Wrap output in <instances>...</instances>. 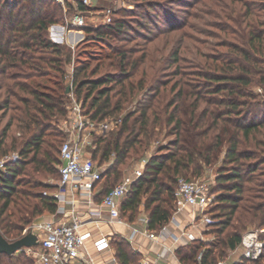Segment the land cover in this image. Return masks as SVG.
<instances>
[{"label":"trees","instance_id":"1","mask_svg":"<svg viewBox=\"0 0 264 264\" xmlns=\"http://www.w3.org/2000/svg\"><path fill=\"white\" fill-rule=\"evenodd\" d=\"M234 1L238 7L219 14L235 24L240 21L242 27L220 28L223 36L206 46L193 36L188 37L192 44L184 43L186 35L179 34L166 57L157 58L159 49L135 50L124 42L131 31L147 37L141 31L144 23L133 18L147 17L138 10L153 9L158 2L138 0L127 14L133 20L121 15L85 27V47L75 56L48 36L49 25L62 19L55 0H0V156L11 151L20 156L0 169V232L8 241L24 235L38 216L57 209L56 198L45 190L58 188L57 183L37 175L54 172L60 162L65 134L54 123L66 116L70 91L90 120L115 121L109 131L92 134L87 147L99 166L107 164L98 181L99 199L121 179V165L145 157L143 152L161 131L173 136L147 157L143 173L121 200L120 213L130 222L142 211L148 216L147 227L159 229L174 212L178 178L199 176L204 166L220 158L215 211L206 210V228L217 239L179 246L175 254L180 262L195 264L201 252V264H216L239 244L250 225L264 226V115L255 119L264 99L251 90L255 81L264 83V0ZM76 8L85 11L88 6L76 0ZM208 14L219 18L203 9V16ZM112 36L123 43L112 45ZM91 44L107 47L114 55L108 70L102 71L103 60L95 59ZM181 60L193 71L181 72ZM69 64L71 88L66 92ZM259 236L264 240L263 232ZM111 244L119 264H141L126 239ZM0 264H33V259L23 251L0 253Z\"/></svg>","mask_w":264,"mask_h":264},{"label":"built area","instance_id":"2","mask_svg":"<svg viewBox=\"0 0 264 264\" xmlns=\"http://www.w3.org/2000/svg\"><path fill=\"white\" fill-rule=\"evenodd\" d=\"M107 21H110L109 17ZM71 22L77 26L84 24L83 18L79 14H75ZM70 112L69 123L67 121L64 123V128L69 132V136L61 143L59 150L60 162L57 165L59 177L56 181L58 188L50 193L57 200V209L49 219L31 224L28 231L37 236V244L20 250L33 259V264H76L78 260L90 261L91 257L85 251L90 231L83 228L88 220L105 217L104 219L110 225L129 226L131 233L128 236V242L135 252L139 251V245L136 243L138 234L144 235L151 241L163 243L166 238H169L176 245L185 244L186 242L181 240L183 235L186 236L185 231L176 234L170 231L168 226L169 224H178L176 214L187 206L192 209L190 225H195L194 223L198 222V219L205 225L209 222L206 210L214 201V195L209 185L199 179L185 177L178 178L173 191L174 212L169 221L159 229L152 230L147 227L148 216L143 212L137 217L136 222H130L121 215V200L127 194L133 181L143 173L147 157L137 160L133 168L125 173L97 204L94 203L92 190L101 179L102 167L92 159L87 147L91 145L92 134H103L109 131L115 126V121L95 122L90 120L82 113L80 104L75 100ZM18 160H20L18 152H7L0 156V169H3L6 164ZM67 191L70 194L84 193L88 196V205L84 211L87 219L83 217V213L74 210L73 207L69 210L66 209V203L73 204V201L66 196ZM132 223H134L133 226ZM262 230L263 228L260 229V231ZM193 237L191 239H195ZM93 244L97 251L110 254L109 260L118 264L108 235H102L94 240ZM161 248L168 249L169 247L162 244ZM236 248L240 249L238 261H259L258 264H264V260H261L264 240L260 238L257 230H246ZM164 255L162 251H159L155 258L151 260L143 258L140 263L161 264L159 259L164 258ZM235 262L227 263V260H220L216 264H233ZM195 264H201V252L197 254Z\"/></svg>","mask_w":264,"mask_h":264},{"label":"rangeland","instance_id":"3","mask_svg":"<svg viewBox=\"0 0 264 264\" xmlns=\"http://www.w3.org/2000/svg\"><path fill=\"white\" fill-rule=\"evenodd\" d=\"M62 7V19L57 23H53L48 27V36L51 40L64 43L68 48L72 50V54L76 56V54L80 53V51L85 47L81 44L82 40L85 38V27H98L103 23H107V18L110 19L113 17L124 15L127 20H139L141 19V23H144V27L141 31L147 34L146 38H142L134 31H131L129 37H127L128 41L124 42L126 47H132L137 49H150L156 51L155 55L159 58L161 55H166L169 52L170 47H173L176 40L178 39L179 34H185L186 39L184 43L192 44L193 40L190 37H195L203 42L204 46L208 45V43H214L223 36V31L220 28L228 29L229 28H236L238 29L240 26L242 27V23L239 21V24H235L232 21L228 20V18H224L220 16L219 13L229 11V7L236 6L239 4L238 1H231V0H152L154 2L160 3L157 7L155 6L153 9H145L138 10V12H142L145 16L147 13V17H143L140 15H136L133 19H128L127 16L128 11L135 9V5L138 0H82V2L88 6V9L85 11H80L76 8V0H62L58 1ZM142 1V0H140ZM145 1V0H143ZM71 4V8L67 6ZM206 6V7H205ZM209 9L213 11L219 18L212 14L204 15L203 16V9ZM75 14H79L82 16L84 24L83 25H73L72 18ZM203 17L198 18L195 16ZM132 27H136L137 23L133 22ZM175 26V30H171V26ZM230 30V29H229ZM61 32V33H60ZM82 33V34H81ZM222 35V36H221ZM112 45H117V43H123V41H117L113 36L108 38ZM107 40V41H108ZM109 43V42H108ZM89 51H93L92 53L95 54V59L103 60V70H108L106 65L110 59L114 57L112 52L107 47H100L98 44H91ZM163 49V50H162ZM101 51V52H97ZM140 52H136L135 55H138ZM182 54V53H181ZM101 56V58L99 57ZM183 57V55H181ZM185 57V56H184ZM80 59H84V56H81ZM98 60H93L92 63H95ZM72 64V63H71ZM69 64L66 66V77H65V85L66 87L69 86V90L71 88V72H72V65ZM180 71H193L189 65H187L186 61H179ZM175 67L173 65L169 69L172 72V69ZM169 69L167 71H169ZM191 69V70H190ZM192 73V72H191ZM179 75V74H178ZM185 76H189L188 74ZM193 76V74H192ZM175 78L173 79H176ZM251 90L253 93L257 94L258 98L264 99V83L254 82L251 85ZM67 99H65L67 104V114L65 117L59 118L54 124L57 129L61 130L64 134V140L68 138L69 132L66 131L64 128V123L67 121L69 123L70 116H71V106L72 103L77 101L74 97V94L70 91L67 93ZM80 103V101H77ZM260 110L256 115L255 119H260L264 115V102L261 101ZM132 105H129L127 109L131 108ZM172 135H170L167 131L163 130L161 133L152 141L148 149L143 152V156L149 157L150 154H154L157 150L161 147H164L168 144L170 139H172ZM220 157H222L220 155ZM137 157L128 160L125 164L121 165V174L122 177L125 173L130 171L135 162ZM103 164L102 167H106ZM220 165V158L215 164L204 166L202 172L199 176H192L187 175L189 178L199 179L205 183H207L210 187V190L215 195L214 191H216V182L215 178L218 172V168ZM39 179H44L47 183H54L58 179V168L57 164L55 165V171L52 173L44 174V175H37ZM111 184V182L109 183ZM46 191L52 193L54 192L53 188H46ZM208 209L214 210V201L212 204L208 206ZM207 209V210H208ZM37 218L34 219L36 221ZM33 221V222H34ZM32 222V223H33ZM198 224H202L201 220L198 219ZM203 225V224H202ZM31 224L26 228V232H28L29 227ZM260 231V229H262ZM247 230H257L259 235L263 232L264 234V226H258L257 224L250 225ZM113 238V240H119L117 236ZM205 239L204 242H211L216 241L217 236L210 232L209 228L205 230ZM17 252H20L17 251ZM230 253V250H227L226 257L222 260H225ZM26 255V254H25ZM27 256V255H26ZM233 259L227 260V263H231Z\"/></svg>","mask_w":264,"mask_h":264},{"label":"crops","instance_id":"4","mask_svg":"<svg viewBox=\"0 0 264 264\" xmlns=\"http://www.w3.org/2000/svg\"><path fill=\"white\" fill-rule=\"evenodd\" d=\"M82 34V33H81ZM57 189V188H56ZM54 189V191L56 190ZM102 191V185L101 183H97L93 190H92V196H93V201L94 203H98L101 199L100 194ZM66 196L68 199L72 200L73 204L66 203V209L69 210L73 207L74 210L80 211L83 213V217L87 219L86 214H84V211L87 208L88 205V196L84 193H75V194H70L69 191L66 192ZM191 212L192 209L190 206H187L180 210L177 214V221L178 224H169L168 228L170 231L180 234L181 231H185L186 236H182L181 240L185 241L186 243L184 244H175L171 239L166 238V240L161 243L160 241H151L147 239L144 235L138 234L136 238V243L139 245V248L137 251L140 255V261L145 258V259H153L157 256L159 251H162V254L164 255V258L159 259V262L161 264H184L180 262V260L177 258L175 251L179 246L187 245L188 243L194 241V240H206L205 239V230H206V225L205 224H198L199 222L194 223L195 225H190V219H191ZM54 213V212H53ZM53 213H44L40 216L37 217L35 222L49 219ZM141 212H139L138 216L140 215ZM60 216V215H59ZM137 216V217H138ZM105 217L98 219V220H88L85 222V225L83 228L87 231H90V237L86 241L85 245V251L87 254L90 255L91 259L90 261H82L78 260L76 264H115L111 262L110 259V254L107 253H101L97 251L95 248L93 242L94 240L98 239L102 235H108L110 238V245L114 249L113 245L111 244V241L113 238L119 239H126L128 241V236L131 233V228L127 225H110L108 222L104 219ZM137 219V218H136ZM136 219L134 220L136 222ZM133 221V222H134ZM32 223V224H33ZM134 223H132V226ZM139 228H142L141 226H138ZM195 237V239H191V237ZM193 237V238H194ZM162 244L165 245L166 247H169L168 249H162ZM115 253V250H114ZM233 259L232 262L238 261L240 258V249L234 248L230 250V253L228 257L225 260ZM119 264V262H118Z\"/></svg>","mask_w":264,"mask_h":264},{"label":"water","instance_id":"5","mask_svg":"<svg viewBox=\"0 0 264 264\" xmlns=\"http://www.w3.org/2000/svg\"><path fill=\"white\" fill-rule=\"evenodd\" d=\"M65 91H69V86L66 87ZM36 244L37 236L31 231H28L14 241H8L0 232V253L12 254L22 250L24 247L34 246Z\"/></svg>","mask_w":264,"mask_h":264},{"label":"bare ground","instance_id":"6","mask_svg":"<svg viewBox=\"0 0 264 264\" xmlns=\"http://www.w3.org/2000/svg\"><path fill=\"white\" fill-rule=\"evenodd\" d=\"M61 33V32H60Z\"/></svg>","mask_w":264,"mask_h":264}]
</instances>
